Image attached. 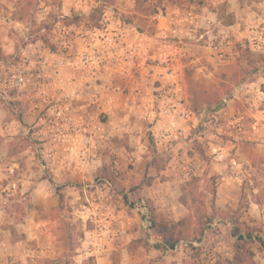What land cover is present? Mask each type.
<instances>
[{
	"label": "rangeland",
	"instance_id": "rangeland-1",
	"mask_svg": "<svg viewBox=\"0 0 264 264\" xmlns=\"http://www.w3.org/2000/svg\"><path fill=\"white\" fill-rule=\"evenodd\" d=\"M155 1L152 0L153 3ZM196 3L161 0L163 11L173 6L182 15L184 9L189 8L198 14L204 6ZM6 5L0 4V14L12 19L13 16L23 15L22 30L27 38L39 40L41 45L54 51L57 54L54 65L57 67L67 64L81 67L78 55L88 49L86 45L92 39L91 33L95 28L98 32L102 31L100 28L103 26L114 28L125 23L137 31L138 27L155 29L153 33H140L159 32L156 20L153 24L151 18H144L135 9L133 0H86V7L71 11L63 8V0H9ZM259 11L258 15L264 14V11ZM227 13L228 9L219 12L223 23L228 18ZM127 20L132 22H125ZM250 24L251 21L245 27L240 26L243 32L241 39L235 42L230 39L233 61L227 62L229 55L224 61L216 58L218 64L206 65L212 71L209 75L186 70L187 86L182 93L192 113L182 137L158 143L153 135L154 128L145 123L143 137L139 142H133L134 148L127 145L128 140L116 139L119 143L124 141L126 150L118 154L107 153L105 165L97 175L107 178L110 185L99 183L96 178L95 181L82 180L78 188L66 191L62 187V201L59 202L57 198L50 210L37 207L35 215L41 220L43 230L48 232V236L43 237L44 241L50 240L53 250L47 256L37 258L34 264H83L88 257H93L95 264L102 258L105 259L104 264H227L234 252V217L253 227L255 235L259 237L252 243L253 259L256 264H264V95L258 92L250 96L252 100H246L247 95L242 96L237 90V86L248 81V78H258L259 83L264 78V61L257 58L259 68L253 70L244 57L246 50L256 57L258 54L264 55V18L257 26L263 32V41L257 43L255 50L240 44L250 38ZM211 30V33L219 34L217 24ZM246 30H249V34ZM4 32L13 37L17 35L12 27ZM160 35L156 40V44L161 42L160 46L165 41L173 44L176 39L168 38L167 34V37ZM181 40L182 43L189 41L188 38ZM20 42L19 38L16 44ZM128 46L134 47L131 44ZM64 49L70 51L67 57L72 59L61 57L65 55ZM26 70L27 63L21 64L14 53L6 56L0 53V102H4V96L13 99L19 91L26 89L27 86H13L15 78L24 75ZM246 71H249L248 75ZM259 87L263 89L264 85L260 84ZM10 101L7 118L2 123L3 129L10 120H18L20 116L13 107V100ZM47 120L51 121V117ZM39 129L41 126L32 123L28 130L14 133L9 144L0 134V163H3L4 151H7L6 159L19 167L26 161L47 163L42 134H31ZM57 131H62V128ZM71 132V129L63 130L65 141L70 140L67 135ZM173 166L181 168L178 173L181 180L165 183L170 177L164 173L166 167ZM37 169L36 178L48 176L47 168L40 170L37 166ZM13 170L15 172H10V176L14 179L16 167ZM148 180L151 181L149 185ZM55 187L53 185L54 192ZM143 190H147V195L163 192L161 203L148 200ZM99 191L111 196L116 210L138 219V222L133 220L132 224L125 220L129 228L124 237L118 240L108 239L107 235L110 227L117 223L116 220H106L107 226L103 225L96 212ZM27 194L28 191L21 193L17 186H0V227H12L24 221L33 210ZM54 195L57 196L56 192ZM257 198L260 204H257ZM152 215L169 223H179L189 216L179 227L188 236L172 250L159 247L161 235L149 228ZM135 232L139 235L137 238L131 235ZM35 249L39 250L36 245Z\"/></svg>",
	"mask_w": 264,
	"mask_h": 264
},
{
	"label": "crops",
	"instance_id": "crops-1",
	"mask_svg": "<svg viewBox=\"0 0 264 264\" xmlns=\"http://www.w3.org/2000/svg\"><path fill=\"white\" fill-rule=\"evenodd\" d=\"M8 1L0 0V4L6 5ZM215 3L227 4L228 11L233 14L231 24L223 23L221 15L207 7H202L197 12V18L194 21H189L173 6L167 7L164 14L173 19L174 33L160 29L162 19L157 20L159 32L155 34L140 33L133 26L121 23L124 43L134 45L137 49L135 61L133 60L130 67H127V63L121 58L124 53L119 52L120 58L114 57L108 60L95 77L78 65L77 67H70L68 64L63 67L55 66L57 54L41 45L39 40L28 39L25 31L22 30L24 28L23 21L0 14L1 55L6 56L14 53L20 58L21 64L27 63L28 66V70L23 75L25 83L20 86V88L27 86L26 89L19 91L13 99L4 96V102H0V134L4 136L5 143L9 144L14 133L28 130L32 123L35 126H41V129L35 130L36 132L31 134L35 136L42 134L46 145L44 156L47 159V163L37 164L36 161H26L19 167L16 163H10L6 159L7 151L2 152L4 157L3 163H0V186L13 185L17 186L21 193L28 191L27 197L33 210L23 222L12 227L0 228V264H34L38 260L37 258H41L42 255L47 256L53 250L51 241H44L43 237L48 236V232L43 230L41 220L35 215L37 207L48 211L55 205L58 197L54 195L53 185H59L68 191L71 188L80 187L78 185L83 182L82 180L93 179L95 181L96 178L99 183L109 184L107 178L98 176L97 173L103 169L107 153L118 154L126 150V145H123L124 141L119 143L116 142V139L128 140L127 145L134 148L133 142H139L143 137L145 123L151 124L154 128L152 121L146 115L153 108L154 96L163 78V67L166 65L167 55L181 50L182 38L187 39L197 29L199 34L202 33L205 36L199 40L200 48L196 50L198 53L192 64V70L195 73L201 72L203 75H209L212 71L206 65L209 63L218 64V60L210 56L207 46L208 39L212 35L213 25L217 24L218 32L235 42L243 36V32L240 31L241 25L245 27V24L251 21L249 25L251 31L260 25L264 18V14L258 15L257 12L258 10H260L259 12L264 11V0H215ZM84 7H86V0H63V8L66 10L71 11ZM10 9L12 10L13 7L11 6ZM11 27L15 28L17 32L15 37L4 32L6 28ZM246 31L249 34L250 31ZM160 34L165 36L167 34L171 39L176 38L173 41L178 44H171L168 50L162 49L161 42L156 44V40L162 36ZM19 38L21 42L16 44L19 42ZM64 51L65 55L61 57L72 59L70 56L67 57L70 51L66 49ZM227 52L229 53L227 62L233 61L234 54L231 52V47L227 48ZM183 61L186 62L185 59ZM178 63L183 64L181 61ZM186 70L190 69L184 68L180 75L179 88L181 90H185L187 86ZM40 77L41 79H39ZM260 84L264 85V78L261 83L258 78L243 82L237 86V90L242 96L247 95L246 100H252L253 98L250 96L253 94L259 92L264 95V88H260ZM41 85L45 87L47 97L36 92L40 91ZM75 87L78 88V95L77 99L73 101L75 109L72 124L69 125L63 120L52 117L50 102L63 100ZM10 100H13V107L18 114L20 113V116L18 120H10L9 125L4 126L3 129L2 123L7 118V106L11 104ZM49 117H51V121L47 120ZM59 128H62V131H57ZM76 128L84 131L83 134L90 140L87 151L88 160L85 164H79V167H77L78 160L74 161L69 152L70 147L76 149L81 147V133L76 132ZM65 129L73 130L67 135L70 142L64 140L66 136L62 132ZM37 166L40 170L47 168L46 172L51 181L49 178L47 179L48 176L36 178V173L39 172ZM15 167L16 178L13 179L10 172ZM166 169L164 173L170 177L165 183H177L181 180L178 175L181 168L173 166L166 167ZM71 192L75 194V192ZM142 192L148 196V200L156 201V203H161L164 197L163 192L158 195H147V190ZM99 195L96 212L103 221L102 224L107 226L106 220H116L117 222L114 224L115 227L111 226L107 231L108 239L118 240L124 237L126 229L129 228L125 220L132 224L133 220L138 222L137 217L126 216L121 210H116L114 201L110 195L107 196L106 192L99 191ZM163 211L164 209H162ZM131 235L134 238L139 236L137 232ZM35 245L39 250L35 249ZM116 246H119L118 243ZM49 258L53 257L49 256ZM104 260L102 258L100 262L104 264ZM100 262L97 260V264H101Z\"/></svg>",
	"mask_w": 264,
	"mask_h": 264
},
{
	"label": "built area",
	"instance_id": "built-area-1",
	"mask_svg": "<svg viewBox=\"0 0 264 264\" xmlns=\"http://www.w3.org/2000/svg\"><path fill=\"white\" fill-rule=\"evenodd\" d=\"M183 16L189 20L194 21L197 18V14L193 9H184ZM162 19V25L160 29L162 31H169L174 33V22L170 17H166L164 11L158 10L155 15L156 26L157 20ZM161 21V20H160ZM211 28V27H210ZM102 31L96 32V28L91 33L93 36L87 43L88 49L81 51L78 55V63L83 69L87 70L92 77H95L100 69L106 64V62L114 57L120 58L121 53H124L125 63L130 65L137 54V50L133 46H126L124 43V32L122 25H116L114 28L102 27ZM204 36L202 33H198V29L192 32L188 37V42H180L179 52L174 51L169 53L166 58V65L163 67V78L161 79L160 87L157 89V93L154 96L153 108L147 113V118L152 121L154 125L153 135L158 143L167 142L170 140L178 139L185 133V129L188 124L189 115H191L190 105L186 100V97L179 88V74L183 69H192V64L197 57V49L200 48L199 40ZM263 41V32L257 27L250 31V38L248 41H241L242 46H248L251 50L257 48V43ZM174 43V41H173ZM231 40L227 36H223L221 33H212L210 39H208L207 46L210 51V56L217 58L218 60H226L229 53L227 48L231 47ZM176 44V43H174ZM167 41L163 42L162 49H169ZM124 57V58H123ZM186 60L184 62L183 60ZM181 61L183 64L178 63ZM60 62V61H59ZM63 67V65L61 66ZM25 83L23 75H19L15 78L13 86L15 88L20 87ZM40 94L47 97V91L45 87L41 85ZM78 88H72L68 93L65 101L50 102L52 115L56 119L63 120L67 124H72L74 105L73 101L77 99ZM76 132L81 133V147L76 149L70 147L69 152L73 158L78 160L79 164H85L88 160V148L90 140L88 136L84 135V131H80L76 128ZM13 169H11V172Z\"/></svg>",
	"mask_w": 264,
	"mask_h": 264
},
{
	"label": "trees",
	"instance_id": "trees-1",
	"mask_svg": "<svg viewBox=\"0 0 264 264\" xmlns=\"http://www.w3.org/2000/svg\"><path fill=\"white\" fill-rule=\"evenodd\" d=\"M135 9L144 16V18H151L152 23H155V19H152V16H155L158 13V10L163 11V7L161 6V0H156L155 3L152 0H133ZM189 2H197V5H201L207 8H211L213 11H216L218 14L219 12H224L227 9L226 3H215V0H188ZM241 1V0H240ZM16 7V6H15ZM96 9H93L94 11ZM228 18L224 21L225 24H231L233 22V14L231 12L227 13ZM15 20H24L23 15L13 16ZM127 23H131L132 21H125ZM154 28L143 29L142 27H138L139 32H148L153 33ZM244 57L247 60V65L251 66L253 70H258L259 65H256L257 58L261 61H264V55L258 54L257 57L254 53H250L249 51H245ZM249 71H246L245 74L248 75ZM246 76V75H245ZM251 78H248L250 81ZM110 182V181H109ZM151 183L148 180L147 184ZM55 192L58 196L59 202L63 199L62 187L57 185L55 187ZM257 193V197H258ZM257 204H260V200L257 198ZM152 211V208H149ZM190 217L185 216L179 223H169L165 220H158L155 215L151 216L149 228L158 234L161 235V239L158 243L159 247H162L165 250H172L174 249L178 243L183 239L186 238V235L183 229L179 228L180 225L186 222ZM233 229H232V236L235 239L234 243V252L232 256V260L229 261L227 264H256L253 256L254 253L252 251V243L254 240L258 239V235H255L253 227L246 226L244 223L239 221V217H234L232 221ZM1 228V227H0ZM203 230V229H202ZM202 230L200 234H202ZM83 264H95L93 257H88ZM195 264V263H194Z\"/></svg>",
	"mask_w": 264,
	"mask_h": 264
}]
</instances>
